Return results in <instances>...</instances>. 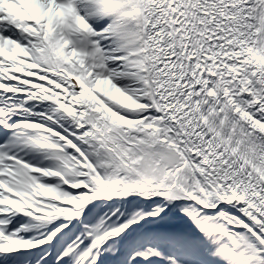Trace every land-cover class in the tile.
I'll return each instance as SVG.
<instances>
[{
	"label": "snow or ice",
	"instance_id": "1",
	"mask_svg": "<svg viewBox=\"0 0 264 264\" xmlns=\"http://www.w3.org/2000/svg\"><path fill=\"white\" fill-rule=\"evenodd\" d=\"M0 264H264V0H0Z\"/></svg>",
	"mask_w": 264,
	"mask_h": 264
}]
</instances>
